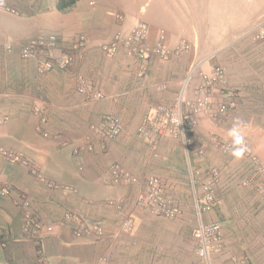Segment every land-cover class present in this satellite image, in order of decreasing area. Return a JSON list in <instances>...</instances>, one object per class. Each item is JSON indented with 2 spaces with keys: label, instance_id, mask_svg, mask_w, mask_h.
<instances>
[{
  "label": "crops",
  "instance_id": "1",
  "mask_svg": "<svg viewBox=\"0 0 264 264\" xmlns=\"http://www.w3.org/2000/svg\"><path fill=\"white\" fill-rule=\"evenodd\" d=\"M117 1L122 20L115 16L116 31L126 33L144 21L149 26L148 45H153L159 31L163 30L164 43L169 49L187 41L189 50L172 54L165 60L154 57L147 62L127 56L122 49L113 57H107L103 46L112 41L116 32L103 33L92 39L81 33L84 37L82 48L67 69L42 73L40 61L22 59L20 48L30 38L56 34L41 22L44 20L41 17L53 16L54 6L47 4L43 9L42 0H5L6 7L14 10L10 12L2 5L4 0H0V140L7 139L11 130L28 128L30 123L32 132L42 136L35 107L46 117L45 124L41 125L42 131L48 134L43 135L44 138L53 140L45 141L42 149L32 145L30 139L10 140L5 144L0 141V148L19 153L38 165L34 166L38 169L35 177L25 166L11 163L0 154V181L9 185L14 194L12 197L0 196V230L7 227V241L10 240L5 247L0 245V264H39L41 257L50 264H96L101 263L102 258L107 259L106 264H167L164 257L173 248L171 243H179L181 239L177 231L161 234V226L154 225L156 221H149L146 212L135 208L132 231L117 235V220L124 212L119 214L117 209L105 203L106 200L79 192L87 182L97 179L107 186L105 179L109 170L106 162L109 159L119 157L131 167L137 164L138 159L128 164L125 152L132 151L130 133L139 124L140 115L152 112L159 104L172 103L182 87L187 97H193L195 88L203 82L202 75H210L216 65L224 69L226 88L238 87L242 91L238 93L246 99L257 100L260 109L253 110L255 120L247 115L244 119L248 125L246 137L255 135L260 122L264 125V104L259 106L264 96L258 85L260 81L264 82V43L253 40L248 32L245 34L264 12V0H247L249 3L242 6L240 0H159L163 9L153 6L152 0H142V5H139L141 0L108 2L117 7ZM128 5L134 9L138 6L135 15L130 16ZM73 6L75 3L64 9L68 12ZM87 20L88 17L83 23H88ZM79 22L80 19H76L75 24L80 25ZM78 27L82 31V27ZM71 33L73 31L69 30L64 36L66 43L76 40V35ZM213 40L216 45L212 44ZM7 44L11 45L10 51L5 48ZM212 56L216 61L208 64ZM198 61L197 72H191L192 65ZM77 75L89 80L105 98L87 99L77 88ZM207 90L212 95L211 101L216 96L225 100L217 94L218 87ZM203 109L201 111L206 112ZM102 112L120 117L119 142L109 141L104 153L93 139L92 149L75 154L74 149L85 145L88 137L92 138L88 122L98 120ZM197 118L200 127L207 125L203 113ZM226 128V124L219 126L218 134L224 137ZM69 144L72 154L62 151ZM50 149H53L51 155ZM69 159L73 164L70 170L65 166ZM112 190L116 193L111 195L117 201V189ZM101 192L106 191L101 189ZM18 195L29 199L30 209L45 224L51 225L50 230L45 226L34 238L22 232V214L13 202ZM127 195L119 196L125 199ZM66 211L102 223L104 236H76L73 225L63 218ZM258 229L264 230V221ZM249 257L255 261L254 256L249 255L241 262H252Z\"/></svg>",
  "mask_w": 264,
  "mask_h": 264
},
{
  "label": "rangeland",
  "instance_id": "2",
  "mask_svg": "<svg viewBox=\"0 0 264 264\" xmlns=\"http://www.w3.org/2000/svg\"><path fill=\"white\" fill-rule=\"evenodd\" d=\"M74 1L75 6L71 7L68 12H66L64 8L61 9L58 7L59 0H42L43 9L47 7V4H52L54 7H52L53 16L41 17V19H44L43 21L41 20V22L51 28V32H55L56 34L54 35L59 39L65 41L64 36L67 35L69 30L73 31V33H71L72 36L76 35L78 38L81 33H84L85 35H88L89 39L98 37L103 33L109 35L110 32H117L115 16H122L119 13L118 1L117 7L111 5L108 2L109 0ZM151 3H153V6L156 5L159 7V9L164 8L159 0H152ZM248 3L249 1L247 0L239 1L240 6ZM140 4H144V1L141 0V2H139V5ZM137 7L134 9L132 6L128 5L127 11L130 16L137 13ZM86 17H88V23H86V21L83 23V20ZM76 19H80V25L75 24ZM78 26L82 27V31ZM99 26H101V28H99ZM41 32L43 33L47 31ZM212 42L213 45L217 44L215 40ZM215 61L216 57L212 56L208 61V64H213ZM258 85H264V82L260 81ZM220 86L227 87L226 82L224 81ZM230 88L237 92L238 95L236 107L228 109L216 118H213L211 112H197L194 116V127L192 129L187 127L185 134V140H190L191 148L187 147L188 144L184 143V139L178 134H153L152 137H154V140H151L148 136H139L136 130L139 125L137 123L136 127L133 128L132 133H130L132 143L129 147L132 151L129 150L125 152V159H129L128 164H131L138 159L137 164L132 165V167L137 165L136 169L133 170L131 166L127 165L126 161L124 163L119 157L114 160L109 159L106 162L108 170L112 163H120L130 174L136 177V182L114 184L109 181L110 175H107L108 177L105 179L107 186L98 182L99 179H97L93 182H87L85 188L79 192L80 195L84 196L86 193L88 196L93 194L92 197L106 200L105 203L109 202L108 206L114 208L116 205H120L122 208H117V213L120 214L122 211L124 212L123 216L126 215L133 217L136 212L135 208L142 210V212H146V215L149 216V221L154 220L156 221L154 225L161 226V234H168L177 231V234L181 239L179 243H177V241L171 243L173 248H171L168 255H165L164 257L167 264H230L232 261L244 264L241 260L244 259L243 257H248L249 255H253L255 261L249 257L252 262L247 261L248 263L246 264H262L264 261V230L258 229L260 228V223L264 221V199L261 197L258 190L257 177H252L251 166L247 159L243 158L241 160H236L232 157L230 152H222L218 147L214 146L217 141L231 140L227 135V131L224 137L218 134L217 130L219 126L226 124V127H228L226 130H228L237 119L244 122L245 118L249 116L252 117L254 109H260L257 107V100H248L245 96L238 93L242 92L240 88ZM218 89L217 94L222 95L220 88ZM254 94L257 95V92H254ZM221 97L224 96L222 95ZM256 98H258L259 101L261 100L259 97ZM214 101L221 102L224 101V99L220 97L217 98L216 96L212 102ZM263 104L264 98H262L259 106ZM241 112L244 113L242 114ZM103 113L104 112H102L101 115ZM146 113H142L139 120H141L142 116ZM199 113H203V115L206 116L208 126H199V120L197 118ZM99 119L94 122H88V128L90 124L98 123ZM252 119L255 120L253 117ZM30 125L31 123L26 129L16 128L14 131L11 130L10 133L12 132V134L8 136L7 139H2L0 141L3 142L2 144H5L10 140L23 141L30 139L32 145L37 146L38 149L45 148V141H53L50 138H44L42 133L41 135L43 137L34 134L31 128H29ZM257 126L259 130L255 131L254 136H252V133L250 134V138L246 137V141L250 145L253 154H255L259 160L264 161V125L260 122ZM120 135L121 134L109 141L113 142L117 140L118 143ZM168 138H171L172 140H168ZM109 141H107V143ZM57 144L58 143L56 142V145ZM200 147H202L204 151L202 154L197 153V150ZM71 150V144L64 146L62 149L63 152L69 154H72ZM102 150H104V153L107 152L106 148H103ZM52 152L53 149H50V152H48L49 155H51ZM69 154L68 157H70ZM36 159L37 158H35V160ZM32 163L35 167L38 166L33 161ZM68 163L65 166L70 170L73 167L72 160L70 161L69 159ZM212 168L217 169L220 177L213 192L216 200L219 202L213 204L208 211L200 210L201 213L198 215L196 212L195 199L197 198L199 207H201L203 202L200 186L202 181L209 178L208 171ZM27 169L32 173V167H28ZM195 170L199 171V173L196 174L195 177L192 174L193 177L191 179L190 173ZM32 175L36 177V173H33ZM151 176L156 177L163 186L162 194L175 202L178 212H176L173 217L170 218L168 216L152 214L145 209L144 206L139 205L138 199L141 196L145 198L148 194V190H146V182ZM191 180H193V182ZM245 181L247 183H244ZM101 189L106 192H101ZM112 189H117V201L113 199V195H111V193H116L115 190ZM122 193L128 194L125 199L119 196L122 195ZM13 202H15V199ZM122 218L117 220V229H120L119 225ZM211 221H218L221 225L222 247L219 251H210L209 259L207 261L201 259L197 255L196 250L198 245L193 236V230L197 227L199 222L208 223ZM70 223L73 225L74 230V223ZM3 228L7 229V227ZM256 231H259V233ZM149 232L152 231L149 230ZM129 233L130 232H121L117 230V235ZM155 233H157V231ZM161 234L159 236H161ZM7 236H9L8 231L5 235L1 236V246L3 247H5L10 241H7ZM154 254L155 253H153V255Z\"/></svg>",
  "mask_w": 264,
  "mask_h": 264
},
{
  "label": "built area",
  "instance_id": "3",
  "mask_svg": "<svg viewBox=\"0 0 264 264\" xmlns=\"http://www.w3.org/2000/svg\"><path fill=\"white\" fill-rule=\"evenodd\" d=\"M2 5L6 7L5 0ZM8 11L14 12L11 7H6ZM117 19L122 20V16L116 15ZM149 26L146 22L141 21L133 26L128 32L123 33L117 31L112 41L103 46V51L107 57H113L116 51L122 49L123 52L130 57H134L141 62H147L151 58L157 57L161 59H168L172 54H181L189 50L190 45L187 41H181L174 49H169L164 43V31H159L157 41L153 45H148ZM252 37L257 42L264 43V12H262L255 23L252 25L249 31L245 34ZM84 37L80 35L74 42L66 43L62 41L54 34L39 35L35 38H30L27 42L23 43L20 48V57L24 60L40 61V72L47 73L54 70H65L72 63V60L78 54L82 48ZM6 50H11V45H6ZM199 61L192 65L191 72H197ZM202 73H200L201 75ZM225 73L221 66L216 65L213 67L210 75H202L203 82L200 86L195 88L193 97H187L182 90L178 96L175 97L170 104H159L152 112H148L142 116L139 125L137 126V133L139 136L152 137L153 134L163 135L169 133L171 135H180L184 139V143L188 144L187 147L191 148L190 140H185L186 129L189 127L192 129L195 125L194 116L197 112L203 110L211 112L213 118L226 112L228 109L235 108L237 103V92L231 88L220 86L225 81ZM78 83V90L86 95L89 100H102L105 96L98 90L94 89L92 83L81 75L76 76ZM220 88L225 100L221 102H212L211 93L207 88L217 87ZM262 93L264 95V85H261ZM212 104V105H211ZM35 113L39 116V128L38 130L47 136L45 131H42V126L46 122V117L42 111L35 107ZM90 134L92 138H87L85 145H82L73 150L75 154L80 153L83 149L89 150L93 148V139L100 144L101 148L106 146L107 141L116 138L122 130L121 120L117 114L111 112H105L100 116L98 123H92L89 125ZM186 141V142H185ZM247 142V141H246ZM249 151L244 156L251 166L252 177H257L258 190L261 197L264 199V162L260 161L252 152L250 145L248 144ZM222 152H230V141H217L215 143ZM187 151V148H186ZM203 148L200 147L197 150L198 154H202ZM188 153V152H187ZM0 154L11 163L21 164L25 167H32V173L38 172V169L34 167L32 160L27 159L23 155L11 151L9 149L0 148ZM194 172V173H192ZM199 171H191V179ZM193 174V175H192ZM109 181L114 184H120L125 182H136V177L129 173L126 168L120 163L114 162L109 167ZM208 177L201 183V196L202 206L199 207L197 198L195 199L196 212L200 215L201 211L210 210L213 204H217L213 192L216 184L219 181V173L217 169H209ZM42 180V178L40 177ZM193 182V180H191ZM244 183H247L246 181ZM193 184V183H192ZM146 190L148 194L145 198L142 196L138 199L139 205H142L155 215H162L173 217L178 212L175 202L170 198L165 197L162 194L163 186L158 179L151 176L147 179ZM194 188V187H193ZM13 191L11 187L0 181V196L12 197ZM111 202V201H110ZM20 209L22 214V232L28 236L34 238L37 233L40 232L46 226L47 230L51 229L50 224H45L40 220L30 209V201L25 195H18L14 202ZM109 203V202H108ZM116 209H121L120 205H116ZM63 218L67 222L74 223V234L76 236H94L101 237L105 234L102 223L98 221H91L89 219L77 216L72 211H66L63 214ZM133 227L132 216H123L119 225L121 232H131ZM5 229L0 230V235L6 234ZM193 236L197 242V255L204 260L209 259L210 251H219L222 247L221 238V225L218 221H211L208 223L199 222L197 227L193 230ZM1 245V242H0ZM3 245V243H2ZM40 250H38V255ZM101 263L106 264L107 259L102 258ZM39 264H50L44 257L39 259ZM230 264H239L232 261Z\"/></svg>",
  "mask_w": 264,
  "mask_h": 264
},
{
  "label": "clouds",
  "instance_id": "4",
  "mask_svg": "<svg viewBox=\"0 0 264 264\" xmlns=\"http://www.w3.org/2000/svg\"><path fill=\"white\" fill-rule=\"evenodd\" d=\"M247 128L248 125H246L243 121L237 119L233 122L231 128L227 130V135L231 138L230 154L236 160L243 159L246 153L249 151L246 142Z\"/></svg>",
  "mask_w": 264,
  "mask_h": 264
},
{
  "label": "trees",
  "instance_id": "5",
  "mask_svg": "<svg viewBox=\"0 0 264 264\" xmlns=\"http://www.w3.org/2000/svg\"><path fill=\"white\" fill-rule=\"evenodd\" d=\"M74 2H75L74 0H69V1L59 0L58 7H60L61 9L67 8L70 6V4H72Z\"/></svg>",
  "mask_w": 264,
  "mask_h": 264
}]
</instances>
